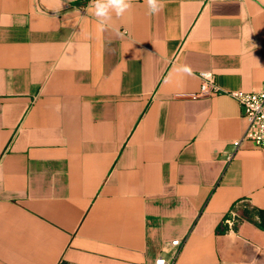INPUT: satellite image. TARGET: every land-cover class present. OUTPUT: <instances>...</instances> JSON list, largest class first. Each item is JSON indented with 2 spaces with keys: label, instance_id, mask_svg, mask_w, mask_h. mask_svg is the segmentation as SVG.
Masks as SVG:
<instances>
[{
  "label": "crops",
  "instance_id": "obj_1",
  "mask_svg": "<svg viewBox=\"0 0 264 264\" xmlns=\"http://www.w3.org/2000/svg\"><path fill=\"white\" fill-rule=\"evenodd\" d=\"M90 3L0 0V264H264V0Z\"/></svg>",
  "mask_w": 264,
  "mask_h": 264
},
{
  "label": "built area",
  "instance_id": "obj_2",
  "mask_svg": "<svg viewBox=\"0 0 264 264\" xmlns=\"http://www.w3.org/2000/svg\"><path fill=\"white\" fill-rule=\"evenodd\" d=\"M199 76L202 81V95L219 91L215 73L211 71H201ZM231 94L239 101L248 122L242 137L234 141V153L238 151L244 142H251L256 147L264 149V84L254 91L239 90L233 91ZM241 220V216L232 209L225 217L224 224L231 229ZM170 244L172 248L167 251L163 249L152 263L138 264H177L184 248L185 241L174 239Z\"/></svg>",
  "mask_w": 264,
  "mask_h": 264
},
{
  "label": "clouds",
  "instance_id": "obj_3",
  "mask_svg": "<svg viewBox=\"0 0 264 264\" xmlns=\"http://www.w3.org/2000/svg\"><path fill=\"white\" fill-rule=\"evenodd\" d=\"M148 7V14L154 15L162 11L164 0H145ZM88 8L92 10L100 28L103 30L110 26L113 14L116 17H123L132 8V0H91Z\"/></svg>",
  "mask_w": 264,
  "mask_h": 264
}]
</instances>
